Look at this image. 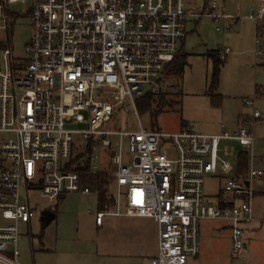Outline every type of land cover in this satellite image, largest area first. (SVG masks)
I'll use <instances>...</instances> for the list:
<instances>
[{
	"label": "built area",
	"instance_id": "2783aa9c",
	"mask_svg": "<svg viewBox=\"0 0 264 264\" xmlns=\"http://www.w3.org/2000/svg\"><path fill=\"white\" fill-rule=\"evenodd\" d=\"M15 2L28 5L31 34L21 61L12 59L9 46L0 50V264H25L18 245L21 225L33 215L31 193L52 200L90 192L68 168L71 157L86 151L90 172L105 170L115 186L113 209L96 211L95 223L105 215L151 218L157 248L149 264L196 257L205 218L226 220L231 248L242 254L245 227L255 220L251 180L264 171L251 159L245 176L225 178L229 196L216 205L204 200V177L231 170L229 142L252 153L250 125L260 115L254 99H264V91L244 99L251 114L232 132H163L140 121L136 129L106 128L128 105L137 114L141 96L159 93L189 18L201 14L186 0H0V31L9 29L8 4ZM215 7L207 13L213 21L232 17ZM247 18L258 27V42L264 0ZM70 121H88L89 127L73 129L66 126ZM76 134L85 141L78 147Z\"/></svg>",
	"mask_w": 264,
	"mask_h": 264
},
{
	"label": "rangeland",
	"instance_id": "374dc122",
	"mask_svg": "<svg viewBox=\"0 0 264 264\" xmlns=\"http://www.w3.org/2000/svg\"><path fill=\"white\" fill-rule=\"evenodd\" d=\"M261 1L186 0L187 5L201 15L189 18L185 38L180 42V48L187 55L183 73L168 75L164 82L165 89L172 93L170 99H178L179 105L174 110L165 107L155 115L136 102L137 114L128 105L117 113L116 122L108 123L106 128L136 129L140 121L146 129L163 132H232L251 114L244 99H252L264 91V34L257 42L258 27L247 18ZM213 2L216 12L232 17L213 21L207 16ZM27 8L28 5L18 2L8 4L9 29L0 31V50L9 46L15 62L23 59L25 44L31 34ZM213 58L223 60L216 86L212 78ZM254 108L260 115L250 125L255 137L253 151L251 153L236 141L229 142L233 154L226 158L231 170L228 173L218 170L204 177V200L208 204L216 205L217 200L229 196L223 189L224 180L238 176L240 152L248 154L247 168L252 159L253 167L264 171V99L256 97ZM66 126L88 128L89 123L70 121ZM84 142L78 134L74 135L75 147ZM105 164L109 165L107 160ZM251 186L255 217L264 218V175L251 180ZM106 187L107 195L115 189L109 181ZM97 195V191L91 189L88 193L66 192L62 198L57 196L49 200L37 192L31 193L28 199L33 215L28 225H21L19 259L25 264H149L157 246L155 222L145 217L105 215L103 224L96 226V211L113 209L112 205L99 208ZM240 200L237 198L234 202L237 204ZM47 211L53 216L45 222L42 213ZM252 225L260 228V236L255 240L257 233L251 234L248 252L244 250L237 254L231 248L227 221L202 219L199 253L189 257L185 264H264V220L262 224L257 221ZM258 240L259 244L256 243Z\"/></svg>",
	"mask_w": 264,
	"mask_h": 264
},
{
	"label": "trees",
	"instance_id": "16d2710c",
	"mask_svg": "<svg viewBox=\"0 0 264 264\" xmlns=\"http://www.w3.org/2000/svg\"><path fill=\"white\" fill-rule=\"evenodd\" d=\"M187 55L182 51V48L178 50L175 57L167 62L164 66L163 73L159 79L160 81V91L157 95L145 94L137 99L139 106L147 110L150 113L157 114L161 112L165 107H169L171 110H174L175 106L179 105L178 99L171 100V92H168L165 89L164 82L165 78L168 75H181L184 71V67L187 65ZM213 69H212V78L213 83L216 86L217 75L220 66L223 64V60L220 58H213ZM172 102V103H171ZM86 153L79 152L75 156L71 157L68 168L76 170L81 179V184L86 185L91 189L97 191V201L99 208H106L112 203L110 194H106V184L108 183V174L105 170L98 171L95 174H92L89 169L88 159ZM247 155L245 152H240V170L237 177H243L247 173ZM229 204V202H228Z\"/></svg>",
	"mask_w": 264,
	"mask_h": 264
},
{
	"label": "crops",
	"instance_id": "0c3cea01",
	"mask_svg": "<svg viewBox=\"0 0 264 264\" xmlns=\"http://www.w3.org/2000/svg\"><path fill=\"white\" fill-rule=\"evenodd\" d=\"M257 8V7H256ZM255 8V9H256ZM255 9H252V10H255ZM231 18V17H230ZM225 19H227V18H225ZM250 20V19H249ZM251 21H253V20H251ZM254 22V21H253ZM228 51V50H227ZM256 119V118H255ZM254 119V120H255ZM111 195V194H110ZM62 198V197H61ZM111 200H112V198H111ZM111 205V204H110ZM253 215H254V217H255V213H254V209H253ZM136 218H142V217H136ZM263 220H264V218H261V217H255V220L254 221H252L251 223H249V224H247V226L245 227V231H244V235H245V238H247L246 240H247V244H246V247H245V253H247L248 251H247V247H251L250 245H249V242H250V240L252 239L251 237H250V235L251 234H254V233H257L256 234V237H255V240H256V238L258 237V235L260 236V234L261 233H259V229L260 228H256V227H252L253 225H252V223L253 222H259L260 224H262L263 223ZM103 221H104V217H103V220H102V224H103ZM102 224H100V225H97L96 224V226H101ZM156 238H157V234H156ZM156 242H157V240H156ZM258 242V244H259V240L258 241H256V243ZM157 245V244H156ZM252 247H255V245H253ZM156 248L157 247H155V251H153V253H152V256H154V254L156 253ZM142 251H144L145 252V250H142Z\"/></svg>",
	"mask_w": 264,
	"mask_h": 264
},
{
	"label": "water",
	"instance_id": "95a60500",
	"mask_svg": "<svg viewBox=\"0 0 264 264\" xmlns=\"http://www.w3.org/2000/svg\"><path fill=\"white\" fill-rule=\"evenodd\" d=\"M52 216L53 215L49 211L42 213V219L45 222H48L49 220H51Z\"/></svg>",
	"mask_w": 264,
	"mask_h": 264
}]
</instances>
